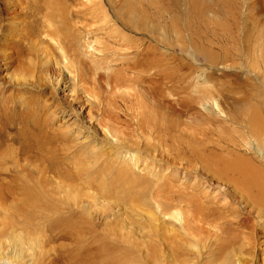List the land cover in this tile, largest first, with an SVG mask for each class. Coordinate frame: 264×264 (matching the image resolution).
I'll use <instances>...</instances> for the list:
<instances>
[{"label": "bare ground", "instance_id": "obj_1", "mask_svg": "<svg viewBox=\"0 0 264 264\" xmlns=\"http://www.w3.org/2000/svg\"><path fill=\"white\" fill-rule=\"evenodd\" d=\"M105 3L108 6L106 10L104 9L103 1H101L100 5L102 6L100 8L94 7L93 9V0H87L85 3H82L81 0H0V84L16 87V90L19 87L25 88L26 92H29L27 88L36 90L35 92H42L47 87L52 89L50 97L54 109L51 112V120L53 118H63L69 110H72L73 113L65 119V123H69L66 129L71 128L73 130L78 128L74 140L80 139L83 131H85L88 133L86 140L90 144L94 143L90 146L87 157L81 162V167L77 166L74 169L77 177L70 179L73 182L68 180L71 176L65 179V181L68 180L70 183H78L82 187L81 193L77 195L70 189L72 184L62 183L59 186V182V185H56L57 187L59 186V191L57 188L55 189L53 184L56 181L53 183L41 167L44 158L55 153L56 147L54 148L53 142L57 141L58 145L59 137H50L47 145H44L38 137L33 136L34 130H31L33 135L29 134L33 136L30 138L31 142L28 141L29 137L26 136L23 130L22 132L20 130L21 133L18 132L22 141H20L22 143V147H20L24 149L22 152L27 155L28 153L26 152L31 154V151H33L36 154L33 157L37 156L33 163L40 162V165H35L34 167L28 164L32 168H26L25 166L26 169L30 170V173L23 169L26 173L23 172L22 177H18L17 174L16 177L19 178V181L16 180V182H19L17 185L15 183L14 185L8 184L6 187L0 186V263L245 264L248 260L247 254H252L250 253L252 248H250V245L253 246V243L259 242L258 231L264 234V104H254L251 103L252 101L247 100L244 103H236L232 116L239 129L238 133L240 135L238 137L224 135L219 131L221 129H201V133L198 134V136L201 134V139L197 137V133L196 135L193 133L190 136H187L184 131L182 133L175 119H169L161 112L154 115V111L156 112L157 109H154L156 106L153 108L152 103V106H149L150 104L146 105L148 108H146L147 112L142 114V118H137L139 119L137 122L142 129L151 128L154 130L156 135V138H154L158 141V145L150 141H147L146 144L144 142V152L161 150L160 154L167 155V160L170 163L174 162L180 166H183V164L190 167L193 165L198 166L192 167V171L198 181L195 180V183L189 188L187 187L186 193H183L182 190L181 192L180 190L179 192H174L166 184H160L159 180L148 181L144 175L136 173L129 162L120 164L121 157L125 152L130 151L131 153V148L127 145L114 144L104 132L101 139L97 137L100 132L99 123L101 121L98 118V112L101 107L97 108L95 105H100L101 103L99 104L98 101H96L98 103H95L96 99L92 101L91 93L89 92L90 96L87 94L88 90L84 91L81 89L82 87L79 88L80 81H91V83H94L93 85L97 86L98 82H96V79L87 77L93 68L89 67L86 69L87 67L83 66L81 59L73 58V60L77 61L75 63L80 64L77 71V80L75 78L70 80L69 78L68 81L65 75V69L74 68L72 65L74 62H70L72 61L70 59L68 60V54L76 52L78 56H83L84 48H86L84 44L86 43L84 41L85 38L87 36L94 37L95 34L100 35L102 31L104 32L108 24L111 23L107 19L110 14L126 32L119 33L121 31L119 28L118 35L114 37L105 35L107 41L114 45H119L118 43L123 42L124 45L122 46L134 48V44H131L132 40L127 33L145 35V31L148 30L146 28L149 25L147 24L146 26L145 23L147 19H145V13L147 12H145L146 9L143 5H138L137 10H135L126 6L122 8L115 6L110 0H105ZM44 11L47 13L44 14ZM98 11L99 13H97ZM40 13L45 15V18H42L44 19L43 21L38 19ZM98 14L103 16L102 19L98 17ZM31 19H34V23L36 22L37 25L41 24V28L28 26L30 24L28 20ZM106 19L108 20L106 25H99L96 29L90 27L92 23L97 24L101 20ZM26 21L29 24L25 23ZM77 24H80V26ZM46 38L58 40L57 46L50 43L49 39L47 40ZM22 45L25 48H22ZM140 46L143 45H139L132 60L125 53L126 55L123 56L124 62L121 64L118 74H113L115 75L114 78L111 75L112 73H106L100 79H105L108 83H113L114 86H124L126 82L129 83L131 81L134 84L139 82L140 85V83L143 84L148 80L145 77V72L140 69L145 67L147 62V59L145 60L147 53H143L145 51ZM16 54L18 59L14 57ZM20 54L22 58L19 59ZM78 56L76 58H79ZM156 56H153L154 59ZM108 59H110V56L107 54L102 58L106 64L109 63ZM154 59L152 58L151 60L153 61ZM156 61L158 65V57ZM160 63H162V60ZM148 64L151 66L152 63L149 62ZM131 65L134 66V71L136 72L132 71ZM13 69L14 71H12ZM130 70L133 72L132 74L125 75L123 73L122 75V71L128 73ZM15 73L19 74L16 75ZM163 75L162 72H158L156 79L159 78V82L155 83V90H152L150 94L145 91L146 95L160 98L163 90L161 84H164L167 79ZM170 80L174 81L172 78H169V82ZM132 85L130 86L132 87ZM71 86V93H69L68 89ZM171 88L174 90L175 86L172 84ZM19 92L21 94V90ZM3 94L5 93L3 92ZM141 96L143 97V95ZM38 97H41V102L43 103L45 100L43 96ZM144 101L141 102L143 103ZM142 105L145 106V103ZM21 106L26 110L23 112L24 114H19L24 118V115L28 116L29 120H33L30 121L34 125L37 120H39V124L41 123L39 116V113H41L40 106H36V109L29 107L26 103H22ZM134 106L138 107V105ZM182 106L185 110L194 108L187 102H184ZM86 110H88L87 117L85 115ZM172 111L174 113L178 112L175 107H173ZM0 112L4 113L3 111ZM136 115L138 116V114ZM17 116L19 115L17 114ZM119 117L117 116V119L120 120ZM28 119L24 120V123L23 120H18H21L25 125L29 122ZM208 119L210 118L206 120ZM1 123L5 124L3 118H0ZM45 123L49 125L48 121H45ZM216 123L219 124L222 121L217 120ZM7 124L8 126L11 125L10 123ZM25 126L29 127L28 125ZM194 126L196 127V125ZM49 127L52 126L50 125ZM6 129L8 130V128ZM11 129L13 130L14 128ZM16 130L18 129H14V131ZM44 130L42 131L43 133L41 130L39 131V135L46 132L42 140L49 134L47 132L50 131ZM145 131L147 130L145 129ZM55 132L57 133V129H55ZM61 132L60 138L63 135ZM6 134L7 131L4 133L5 137ZM51 135L54 136V134ZM213 136H216V139H213ZM41 137L39 138L41 139ZM246 137L253 140V148L246 147L247 145L243 144ZM9 139L11 141V137ZM103 143L110 145V150L104 151ZM12 148L14 150V147ZM70 149V146L63 147V151H69ZM10 150L9 152H11ZM135 151L140 152L139 149ZM57 152L60 154L61 151L57 150ZM2 153L4 154V152ZM5 154L7 153L5 152ZM2 157L0 156V158ZM24 160L28 161L29 158ZM108 160L113 163H106ZM25 161H23V165L26 163ZM16 164H18L17 161ZM47 164H43V166ZM103 164L105 166L99 172L101 177L99 178L98 185H100V189L98 190V185L96 184V188L93 186L95 183L92 184V180L93 182L95 181V176L93 177V175L96 173V169L94 173L92 168ZM7 165L9 164H6V167ZM106 167H109L108 172H105L107 170ZM50 170L52 171L51 168L48 171ZM4 171L9 170L4 169ZM11 171L13 170L11 169ZM55 173L57 175V172ZM67 174L65 171V175ZM65 181L63 180V182ZM202 181H207V183L212 181L224 185L226 190L222 192V195L220 193V196H224V199H228L229 202L226 201L224 204H219L214 202L213 197H206L202 193ZM12 182L14 183V180ZM112 186H116L118 189L115 190ZM102 197H108L109 200ZM137 198L147 199L148 206L146 203L141 205L146 206L148 209L155 210L157 208L161 213H159V210L158 212L155 210L157 213L153 210V212L144 214V211L141 213L132 207L127 210L131 202ZM70 199L71 202H68ZM171 200H175L176 204L169 203ZM235 204L239 206L242 204L244 207L241 208L236 205V208V206L234 207ZM184 207L187 209L186 211L182 210ZM72 208L79 211L72 212ZM174 208L181 211L179 216L183 224L179 227H176V224L171 227L170 225L168 226L167 222L161 217L167 216L168 212ZM230 217L237 220V226L232 227L233 223L229 220ZM174 218L176 219L178 216L174 215Z\"/></svg>", "mask_w": 264, "mask_h": 264}, {"label": "rangeland", "instance_id": "obj_2", "mask_svg": "<svg viewBox=\"0 0 264 264\" xmlns=\"http://www.w3.org/2000/svg\"><path fill=\"white\" fill-rule=\"evenodd\" d=\"M101 1H103V5H105L104 9L105 10L108 9L105 0H93V4H92L93 9L94 7L100 8L102 6L100 5ZM110 1L114 3L115 6H118L120 8L126 6L128 8H132L135 10H137L138 5L139 6L143 5L144 8L146 9L145 12H147L145 13L146 14L145 19L147 18L145 20L146 21L145 23L146 26L147 24L149 25L146 28L148 30L145 31L144 33L145 35L127 33L128 37H130L132 40L131 44L132 45L134 44L133 45L134 48H127L125 46H122L124 45L123 42L118 43L119 45H114L113 43L107 41V37H105V35L114 37L119 33H126V32L119 25V23L115 21L116 19L112 17V15L110 14L109 18L107 19L110 20L111 23L108 24L104 32L102 31L100 35L95 34L94 37L87 36L85 38L84 41L86 43L84 44L86 45V48H84L83 56H78L76 52L75 53L70 52L68 54V60L70 59L72 60L70 62H74L72 64L74 68H71L70 70L65 69L66 79L68 78L67 79L68 81L69 78L70 80L71 78L72 79L75 78L77 80L78 77L77 71L78 68L80 67V64L75 63L76 60H73V58L79 60L81 59V61H83L82 62L83 66L85 65L87 67L86 69L92 67L93 69L92 71H90L91 74L87 73L89 75V76L87 75V77L96 79V82H98L97 86L93 85L94 83L93 82L91 83V81L89 82L80 81L79 88L82 87L81 89L84 91L88 90L87 94L90 95L89 94L90 92L92 97L94 98V99L92 98V101L96 99L95 103L98 102L99 104L101 103L100 105L96 104L98 106L95 105V107L97 108L101 107L100 111L97 110L99 111L98 118L101 121L99 123L100 132L98 133L97 137L101 139L104 132L108 135L109 140L114 144H120L125 146L127 145L129 148H131L132 150L131 153L130 151H128L127 153L125 152L124 155L121 157L120 164H123V162H129L132 169L136 173L144 175L148 181L153 182L159 180L160 184L161 183L166 184L174 192H179V190L181 192L182 190L183 193L184 192L186 193L187 187L189 188V186L195 183V180L198 181L195 178L194 172L192 171L193 169L192 167H198V166L193 165L192 167H190V166H185L186 164L180 166L179 164H175L174 162L170 163L167 160L168 159L167 155L160 154L161 150L158 151L153 150L156 153L152 152V150H149L148 152H144L145 149L144 146L147 141H150L151 143L157 145H158V141L155 139L156 135L154 134L155 132L153 129L151 128H148L149 130L147 128L142 129V127L139 126L140 124L137 121L140 118H142V114L147 112L148 108L146 105L150 104L149 106H152L153 104L152 107L154 108L156 106L154 109L157 108L156 112L154 111V115L155 113L157 114L161 112L169 119L171 118L172 120L175 119V121L179 124L180 131L181 132L184 131V133L187 136H190L193 133L196 135L197 133V137L201 139V134L198 136V134L201 133V129L203 130L221 129L219 131L222 132L224 135L238 137L240 135L238 133L239 129L235 124V120L233 119L232 116L234 111V106H236V103H242V102L244 103L247 100V101H252L251 103L254 104H259V103L262 105L264 104V0H110ZM81 2L85 3L87 2V0H81ZM43 13L46 14L47 12L44 11ZM43 13H40L38 16V19H41V21L44 20L42 18H45V15ZM97 13H99V11ZM98 17L102 19L103 16L101 14H98ZM107 19L101 20L97 24L91 22L92 25L90 27L92 29H96L99 25L100 26L106 25L107 23L106 21H108ZM31 20H28L30 24L28 23V21H26L25 23H28L29 24L28 26H36V28H41V24L37 25L36 22L34 23V19ZM30 21L34 25L33 24L31 25ZM77 25L80 26V24ZM119 28L123 32L118 30ZM118 31L120 32L118 33ZM48 39L50 43L57 46L58 40L52 39L54 41L53 42L51 38ZM55 42L56 44H54ZM139 45H143L140 47H142L143 50L145 51L143 53L145 54L147 53L146 56H148V58H146L145 56V60L147 59L146 66L140 68L145 72V77L148 80H146L143 84L140 83V85L139 82L137 83L135 81L136 83L134 84L131 83L132 82L131 81L129 83L126 82L124 86H114L113 83H108L105 79L103 80L100 79V77L102 75H105L106 73H112L111 75L114 78L115 75L113 74L116 75L118 74L121 68L120 66L124 62L123 56L127 54L126 56L128 58L130 57V59L132 60L134 58L135 52L138 50ZM22 48L25 47L22 45ZM104 49L106 50L104 51ZM150 53L153 55H151ZM155 53L157 56L154 55ZM105 54L110 56V59H108L109 63L107 64L105 60H102V58L105 57ZM77 56L79 58H76ZM153 56H156L155 59ZM14 57L18 59L17 54ZM157 57H158V65L156 64ZM20 58H22L21 54L19 59ZM152 58L154 59L153 61L151 60ZM161 60L162 63L159 64ZM149 62L152 63L153 65L151 64L150 66V64H148ZM131 67H132V71L136 72L134 71V66L131 65ZM140 69L138 68L139 71ZM12 71H14V69ZM130 71L128 73L122 71V75L123 73L125 75L132 74L133 72ZM158 72H162V74H164L163 76L165 77V79L167 78L164 81L165 85L163 83L161 84V88L163 89L162 90L163 95L161 94L160 98L150 97L149 95L145 94V91L148 94H150L152 90H155L156 88L155 83L157 84V82H159L158 81L159 78L156 79ZM12 74H14V72H12ZM15 74L18 75L19 73H15ZM172 75H174L175 77ZM169 78H172L174 81L170 80L169 82ZM171 83L175 86L176 89L174 88L173 90V88H171L172 85ZM1 84H0V88H1L0 111H3L4 113L6 111V114L8 113L9 114L4 115V113L0 112L1 115L0 118H3L5 121V124L3 123L0 124V130H1L0 135L3 134L2 136H0V153H1L0 156L1 157L3 156L2 158H0V160H2L0 161V165H1L0 186L3 185V187H6L8 184L14 185L15 183H16L15 185H17V183L19 182H16V180L19 181L18 177H22V174H24L23 172L26 171L30 173V170L26 168H32L31 165H33L34 167L35 165H40V162L33 163V160H36L35 157H37V156L33 157L35 154L33 151H31V154H29L30 152H26L28 153L27 155L24 152H22V150L24 151V149L21 148L22 141L20 139L19 133H21L23 130L26 133V136L29 137L28 141L31 142L30 138L34 136V137H38V139L44 145H47V141L50 140L49 139L50 137L53 138L59 137L58 145H57V141L53 142L54 148L56 147L55 153L57 155L54 153L55 155L50 154V156H46L44 158L45 163L44 162L41 163V167L53 183L54 181H56L53 184L55 189L57 188V190L59 191L58 187L61 186L62 183L72 184L70 187V189H72L71 191L74 194L77 195L80 194L82 187L79 186L78 183L75 182L70 183V182H73L71 181L73 177L74 179L77 177V174H75L76 170L74 171V169L77 166L81 167V162H83L84 159L87 157L90 146H92L94 143L90 144V142L86 140V136H88L87 132L83 131V134L80 136V139L74 140L76 138V132H78V128L73 130L71 128L66 129L69 123H65V119L73 113L72 110H69L68 113L63 118L61 117L58 119L53 118L51 120V112L54 109V105L51 103L52 100L50 97V92H52V89L47 87L42 92H35L36 90L31 89L32 90L31 91L29 88H27V91L31 92L30 95L29 92H26L25 88L19 87L17 88L18 90L17 92L16 87L13 88L5 84L1 86ZM129 84L130 85L133 84L132 87ZM24 89L25 91L23 92ZM71 89L72 86L68 89L69 93H71L70 92ZM20 90H21V94H19ZM3 92L5 94H3ZM134 94L139 96H136ZM141 95H143V97ZM38 96H43V98L45 99L43 103L41 102V97ZM125 98L128 100L126 101ZM141 101L144 102L142 103ZM21 102L26 103L29 107L33 109H36V106H40L41 109L40 110L41 113H39L40 114L39 116L41 118L40 124H39V120H37L36 122L37 124L35 123L34 125V123L32 124L30 121L32 119L29 120L28 116L26 117V115H24L25 116L24 118L21 115L24 114L23 112H25L26 110L23 106H21L22 104ZM184 102L189 103L190 105L194 106V108L192 110H185L184 107L182 106ZM144 103L146 107L142 105ZM134 105H138V107L136 108V106ZM173 107H175V110L176 111L178 110V112L174 113L172 111ZM17 114L19 116H17ZM135 114H138L139 117L137 115L135 116ZM85 115L87 117L88 110H86ZM116 115L118 117L120 115L119 118L121 121L117 119ZM26 118L29 120V122H27L28 124L26 123L25 125H28L30 128L23 124L24 120H27ZM207 118L210 119L206 120ZM18 119L23 120V123L21 122V120ZM209 120L212 121L210 122ZM217 120L222 121V123L219 124L216 123ZM45 121H48L49 125L45 123ZM6 122L10 123L11 125L9 124L10 126H8ZM19 122L22 125V127L19 124ZM186 124L188 125V127ZM50 125L52 127H49ZM189 125L191 128L189 127ZM194 125H196V127ZM5 127L8 128L9 131ZM25 127L27 128V130ZM11 128L18 130L14 131V129L12 130ZM46 128L47 129L49 128L48 130H50L51 132L48 131ZM5 129L7 131L6 137L4 135V133H6ZM55 129H57V133L55 132ZM145 129L147 131H145ZM31 130H34L33 131L34 135L31 133L32 132ZM40 130L41 132L43 130L44 131L47 130L48 131L47 133H49L50 135L47 134L44 140H42L46 132H44L45 134H42L43 133L42 132L41 133L42 137H41V135H39ZM60 132L61 134H63L61 138H60ZM51 134H54V136H52ZM8 136L11 137V141ZM39 137H41V139ZM214 138L216 139V136H213V139ZM12 140H14L15 142L14 141L12 142ZM252 142L253 140L246 137L243 144L247 145L246 147L253 148L254 143ZM106 144L107 143L102 144L105 147L104 151L110 150V145L108 144L106 145ZM65 146H70L71 149L69 151H63V147ZM12 147H14V150ZM18 147L20 148L19 150ZM59 147L61 148V150ZM139 147L142 149H140ZM138 149L140 150L139 153L135 151ZM9 150L12 153L9 152ZM57 150L61 151L60 154L57 152ZM2 152H4V154L6 152L7 154L4 155ZM16 152L19 154H17ZM164 154L166 153L164 152ZM11 156H13L14 158L13 157L11 158ZM25 158L27 159L29 158V160L25 161L24 160ZM5 160L7 161V163ZM3 161L5 163H1ZM16 161L18 162V164L15 165ZM23 161L26 162L24 165L22 164L24 163ZM46 163L48 164L46 166H43V164ZM106 163L110 164L113 162L108 160V162ZM4 164L5 167L6 164L9 165H7V167L5 168ZM50 164L54 166L52 165L48 166ZM104 164L102 166H97L96 168H92V171L94 173L96 169V173L95 175H93V177L95 176L94 177L95 181L93 182L92 180L93 177L91 178L92 184L95 183L93 184V186L96 188L100 181L99 178L101 177L99 172L102 171L103 167L105 166ZM11 165L13 168L12 167L10 168ZM50 168L52 169V171L51 170L48 171ZM4 169L9 170L10 174L9 171H4ZM11 169L13 171H11ZM23 169L26 170L23 171ZM106 169L105 172H108L109 167H106ZM62 170H65L66 174L67 172H69V174H67L68 176L65 175V171ZM71 170L74 172H72ZM48 172L50 173L48 174ZM55 172H57V175ZM17 174L18 177H16ZM10 175H12L11 177L13 178H11ZM66 178H68L70 182L68 180L65 181ZM12 180H14V183L12 182ZM63 180L65 182H63ZM109 181L111 180L109 179ZM201 184H202L201 186L202 193L206 197H213L214 202H218L219 204L222 203L224 204L226 203V201L229 202L228 199L226 198L224 199V196H220V193L222 195V192L226 190V187L224 185L212 181L208 183L207 181H202ZM56 185L59 186L57 187ZM99 186L100 185H98V190L100 189ZM112 187L115 190L118 189L116 188V186L115 187L112 186ZM102 198L109 200L108 197H102ZM68 202H71V199ZM142 203H146L147 205L148 200L143 198H137L131 202L130 206L127 207V210L132 207V208H136L141 213L144 211V214H148L151 211L153 212L154 209H151L149 207L151 209L150 210L146 206L141 205ZM169 203L173 204L175 203V200L174 201L171 200V202ZM236 205L237 204H235L234 207ZM237 206L241 208L244 207L242 204L240 206L239 205ZM72 209H73L72 212L79 211L78 209L77 210H75L74 208ZM155 210L158 212L159 209L155 208ZM182 210L186 211L187 209L184 207V209ZM159 213H161L160 210ZM180 213L181 211L179 209L174 208L168 212L167 216H161V217L167 222L168 226L170 225L171 227L176 224L175 226L179 227L183 224V221L180 220L181 219V217L179 216ZM174 215L176 217L178 216V218L175 219ZM229 220H231V222L233 223L232 227L237 226L236 219L230 217ZM258 238H259L258 239L259 244L255 242L253 243V246L250 245V248L252 247L250 249L251 251L250 253L252 254L251 255L247 254L246 257L248 258V260L245 262V264H264V234L260 231H258ZM0 264H7V263L2 262Z\"/></svg>", "mask_w": 264, "mask_h": 264}]
</instances>
